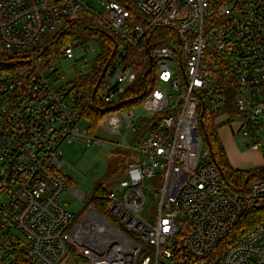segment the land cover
<instances>
[{"label": "built area", "instance_id": "built-area-1", "mask_svg": "<svg viewBox=\"0 0 264 264\" xmlns=\"http://www.w3.org/2000/svg\"><path fill=\"white\" fill-rule=\"evenodd\" d=\"M103 3L100 21L117 41L100 83L108 87L102 102L118 107L107 129L120 132L144 117L119 103L139 78L129 62L140 45L153 58L156 85L141 100L151 125L131 147L140 158L109 190L108 215L94 206L80 215L60 203L69 186L60 146L93 139L78 131L86 107L81 79L93 68L61 76L37 54L60 24L89 7L84 0H0V44L28 57L0 70V264H20L9 253V241L17 245L13 229L26 239L24 264H67L75 254L85 258L79 264H264V222L215 253L246 212L264 207V179L246 190L229 184L200 133L207 105L220 123L258 137L243 145L263 144L264 0H135L134 15L116 0ZM160 27L169 29L158 35L163 43L151 39ZM94 49L83 46V64ZM61 58H75L73 42ZM222 76L232 83L223 87ZM161 171L158 205L145 216V180ZM71 190L84 199L76 185Z\"/></svg>", "mask_w": 264, "mask_h": 264}, {"label": "trees", "instance_id": "trees-1", "mask_svg": "<svg viewBox=\"0 0 264 264\" xmlns=\"http://www.w3.org/2000/svg\"><path fill=\"white\" fill-rule=\"evenodd\" d=\"M116 1L120 2L126 8L130 9L133 15L136 14L135 0ZM165 31H169V29L164 27L155 29L152 33L151 39H153L154 37V39L157 40V43H163V40L158 38V35ZM73 36H79L83 39H96L100 43L101 53L97 57L96 65L93 67V71L81 79L85 88V115L92 118L94 121L99 120V118L105 115V113L118 108L112 103L106 105L102 102L98 92L100 89H102L103 84H99L94 102H92L91 98L92 91L97 85L105 66L112 57L117 42L116 39L111 36L103 27L100 19L90 10H84L76 17L66 20L64 22L63 28L59 30L56 36L44 42V45H42L41 47L46 48L44 51L39 49L37 57L40 61L45 60L46 62L57 60L61 55L64 44ZM26 62H28L27 55L6 51L5 49L2 50V48L0 47V70L19 67ZM129 64L139 71V78L131 87H127L120 95V107H123L125 104L131 103L128 102L125 104H121L132 98L139 97L138 100H142L143 97H145L148 92L156 85L155 78L150 76L149 74V51L145 45H140L134 51ZM219 82L223 87H227L229 83H232L225 76H222ZM227 90L226 91L228 99L231 102L230 110L235 111L234 88L230 89L228 87ZM135 101L137 100H134L133 102ZM201 107V111L204 110V112L200 123V133L204 139L205 148H207L210 152L211 161L214 162L221 170L225 180L239 190H246L253 182L263 180L264 165L248 170H237L232 167L220 138L219 125L218 123H216L215 114L210 111L207 105H201ZM136 122L137 123L133 128L135 131L134 137L132 139L133 146H136L139 143L141 138L148 132L151 125L150 120L147 118H140ZM108 192L109 191H107L106 189L98 187L96 189L95 196L89 198L87 203L89 205H93L103 214L108 215ZM263 220L264 207H255L246 212L240 219L235 230L218 247L215 252L216 255H221L228 245L238 239L246 231L261 223ZM9 242L10 246L12 247L9 253L14 256L15 260H17L18 263H26L23 249H20L18 247V243L16 246H14L11 241Z\"/></svg>", "mask_w": 264, "mask_h": 264}, {"label": "rangeland", "instance_id": "rangeland-1", "mask_svg": "<svg viewBox=\"0 0 264 264\" xmlns=\"http://www.w3.org/2000/svg\"><path fill=\"white\" fill-rule=\"evenodd\" d=\"M104 1L107 0H84L89 10L99 19L105 11ZM72 18H74V16L70 17V19ZM63 26L64 23L60 24L53 34L59 32ZM68 42H73L75 45V58H61L60 61L50 62L51 65H54L58 69L61 76L65 75L66 77H72L75 73V69L87 70L96 65L97 57L101 53L100 43L96 39H83L79 36H73L64 46ZM86 43L92 45L95 49L86 55L88 63L83 64V57L81 59L79 58L83 55V46ZM0 47L4 50L1 44ZM115 82L116 80L112 79V85ZM107 89L108 87L100 89L98 92L99 96L101 97ZM116 101H118V97H116ZM123 107H132L137 115L140 114L144 116L143 118L147 119L151 118L144 113L141 100L125 104ZM108 116L109 112L95 121L86 115L81 118L78 123V131L81 133H89L91 138H93L90 143L82 140H66L60 146L61 154L68 163V166H65L63 170L67 175V179H69V186L61 196L60 203L67 209L80 215L89 207L93 206L89 205L87 201L89 198L95 196L98 187H102L107 191L116 188L120 181L126 177L129 164L140 158L138 153L131 148L134 147L132 145V139L135 134L133 129L134 126L131 128L130 126H126L122 128L120 132L110 131L106 126ZM218 121H222V118H219ZM136 123L137 122H135V124ZM230 130L231 128L229 127V131ZM232 133H234V136L231 135V137L233 138L235 146H233L230 152V156H232L233 160H230V163L234 169L248 170L256 165L264 164V147L260 149L262 153L259 159V155H256L257 152H255V150H252L249 146L243 145V142L252 143L258 140V137L254 133L249 136H244L242 132ZM262 135L264 136V131ZM222 136H224V134H222ZM98 140L102 143L98 142ZM254 158L258 159L255 160ZM163 179L164 172L162 171L146 178L145 193L147 200L144 211L142 212L143 215L147 216L153 207H157L159 201V188L163 184ZM74 185L84 192L83 200H80V198L72 192L71 188ZM85 203L86 206L84 208ZM262 222H264V220ZM12 232L17 238L18 247L24 249L26 247V239L22 233L15 229H13ZM74 256L77 260H73V258L69 259L67 264H79L81 261H85V258L77 254Z\"/></svg>", "mask_w": 264, "mask_h": 264}, {"label": "crops", "instance_id": "crops-1", "mask_svg": "<svg viewBox=\"0 0 264 264\" xmlns=\"http://www.w3.org/2000/svg\"><path fill=\"white\" fill-rule=\"evenodd\" d=\"M219 118L215 117L216 123H218V125H219L220 138H221L223 146H224V148L226 150V153H227L229 161L230 160L233 161L232 160V156H230V152L232 151V148L235 145H234V141H233V138L231 137V135L234 136V133H232V132H237V128H236L235 124L234 125H227V124L220 123L218 121ZM229 127L231 128V130H230L231 132L229 131ZM222 134H224V136H222ZM261 147H264V143L262 144ZM261 147L259 149H252L251 148L252 150H255V152H257L256 155H259V159H260L261 153H262L260 151ZM230 148H231V150H230ZM254 159L257 160L258 158H254ZM262 165H264V164H262ZM262 165L259 164V165H256V166L252 167V168L259 167V166H262Z\"/></svg>", "mask_w": 264, "mask_h": 264}, {"label": "water", "instance_id": "water-1", "mask_svg": "<svg viewBox=\"0 0 264 264\" xmlns=\"http://www.w3.org/2000/svg\"><path fill=\"white\" fill-rule=\"evenodd\" d=\"M231 0H227V3L230 2ZM149 72L153 70V67H154V63H153V58L151 55H149ZM104 76V72L101 74L99 80H98V83L97 85L94 87L93 91H92V94H91V98H92V102L95 101V97H96V93H97V90H98V86L99 84L101 83L102 81V78ZM142 97V95H141ZM139 97H136V98H132V99H129L128 101H125L121 104H125V103H128V102H133L134 100H138ZM203 114V113H202ZM156 124V122L153 123V125Z\"/></svg>", "mask_w": 264, "mask_h": 264}]
</instances>
